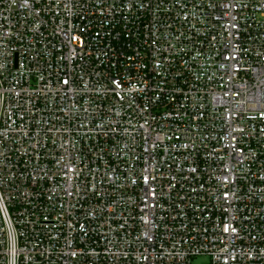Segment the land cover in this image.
<instances>
[{"label":"built area","instance_id":"1","mask_svg":"<svg viewBox=\"0 0 264 264\" xmlns=\"http://www.w3.org/2000/svg\"><path fill=\"white\" fill-rule=\"evenodd\" d=\"M264 264V0H0V264Z\"/></svg>","mask_w":264,"mask_h":264},{"label":"rangeland","instance_id":"2","mask_svg":"<svg viewBox=\"0 0 264 264\" xmlns=\"http://www.w3.org/2000/svg\"><path fill=\"white\" fill-rule=\"evenodd\" d=\"M192 264H211V257L208 255H200L192 260Z\"/></svg>","mask_w":264,"mask_h":264}]
</instances>
